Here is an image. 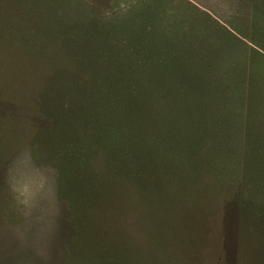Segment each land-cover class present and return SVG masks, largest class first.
<instances>
[{"label":"rangeland","instance_id":"374dc122","mask_svg":"<svg viewBox=\"0 0 264 264\" xmlns=\"http://www.w3.org/2000/svg\"><path fill=\"white\" fill-rule=\"evenodd\" d=\"M154 41L166 53L134 59ZM173 53L184 64L172 73ZM140 76L153 119L149 103L119 118L106 100L100 121L98 95ZM198 98L213 105L194 116ZM182 121L212 127L193 153L199 171L169 148H193L175 132ZM92 127L105 128L99 146ZM132 134L172 171H153L144 153L112 171L102 152L130 153ZM208 145L235 168L209 170ZM259 158L264 0H0V264H264Z\"/></svg>","mask_w":264,"mask_h":264},{"label":"trees","instance_id":"16d2710c","mask_svg":"<svg viewBox=\"0 0 264 264\" xmlns=\"http://www.w3.org/2000/svg\"><path fill=\"white\" fill-rule=\"evenodd\" d=\"M161 45H163L162 44V42L160 41V42H155L154 41V44H152V45H150V46H148V45H146V50L147 51H145L142 47L140 48V54H141V52L143 53V54H145V56L147 55V56H152V55H155V56H159V53H161V54H164V53H166L165 52V50H162V48H161ZM142 46V45H141ZM158 49H159V51H158ZM138 52H139V50H137V52H135L136 53V55H134V59H136L137 57H139L140 56V60H142L141 59V56H142V54L140 55V54H138ZM157 54V55H156ZM177 54H174L173 53V55H172V57H173V59H174V64L173 65H170L169 67H168V69H170V70H172L171 68H174L175 66L174 65H178V66H180L181 67V65H183L184 64V62H183V58H181L179 55L178 56H176ZM157 59V58H156ZM141 62V61H140ZM156 62H158V64H159V66H161V67H163V68H161V69H167V67H166V65H169L168 64V62H166L165 63V60L163 59V58H158V60H156ZM182 62H183V64H182ZM137 64V63H136ZM144 66H146L147 67V63L144 65ZM150 68V70H154L155 72V76L154 77H159V78H161V80H163V81H166V82H168V81H174V79H172V77H170L171 76V74H167V76H161V75H158L159 74V72H158V74H156L157 73V68H156V66L154 65V66H151V67H149ZM131 71H133V72H135L136 70H135V67H133L132 69H131ZM125 72V71H124ZM128 72H126L125 73V75L127 74ZM172 73H173V70H172ZM176 73V72H175ZM136 76V75H135ZM154 77H152L153 79H154ZM190 76L187 74V79L189 78ZM139 80L138 81H136V78H133V80H132V78H130V81H126V79L122 82L123 83V85H125V88L126 89H124L123 88V90L125 91V92H122L121 90H119L118 92H111L110 94H100V95H98V102L101 104V107H100V110H99V113H98V119L101 121L102 120V117L104 118L105 117V113H104V107H105V109L107 108V106H103L102 105V103H104L106 100H109V101H113V102H115V104L117 103L120 107H119V109H117L118 111V115L116 116V117H118V116H120L119 118H121L122 117V115H123V113H124V111H129L130 109H135L136 107H138V106H143L144 104H146V103H149L148 104V115H150V116H148L149 117V119H148V121L150 122L152 119H153V114H152V112H151V110H149L150 108H151V106H154V103H151V102H149L150 101V97H149V99H148V101L145 99V97L142 95V94H145V93H143L142 92V90H139V88L138 87H135L134 85L135 84H137V85H140V84H138V83H144V81H143V78H141V76H140V78H138ZM193 80H194V78H193ZM141 81V82H140ZM119 83H120V80H119ZM151 83H153V84H155V82H151ZM156 86V85H155ZM199 86V85H198ZM181 87V86H180ZM101 87H100V91H101ZM157 89V91H158V88H156ZM198 90H200L201 91V88H197ZM137 90L138 91H140V93H136L137 92ZM174 90V87L173 88H171L170 89V93L172 92ZM180 90H181V88H180ZM154 93V92H153ZM201 96V95H200ZM199 97V96H198ZM202 97V96H201ZM153 99H154V97H153ZM198 99H200V101H199V107L197 106V108H198V111H196V113L194 114V116H196V115H202L203 113H204V108L206 107V105H207V103L206 102H204V99H202V98H198ZM151 103V104H150ZM192 105V104H191ZM204 105H205V107H204ZM210 105H213V103H211V101H210V103L207 105V106H210ZM128 108H130V109H128ZM88 110V108H85V112ZM187 117H186V116ZM205 115V114H204ZM93 117V116H92ZM205 117V116H204ZM184 118L186 119V118H191V112H189L188 114H184ZM132 119V118H131ZM199 119H201L200 117H199ZM92 120V119H91ZM181 120H182V115H181ZM148 121H146V122H148ZM190 121V120H189ZM93 122V126H94V124H95V119L92 121ZM180 123H182L181 125H179V126H177L178 124H180ZM222 123V122H221ZM206 125V124H205ZM205 125L204 124H199V122H191V123H188V125H185L184 124V121H182V122H176V123H174L173 124V126L175 127L174 129H176L175 130V132H178V131H180V133H179V137H181L182 136V133H181V131H183L184 132V134H185V136H187V138L189 139V140H192V139H194V144L191 146V147H193V148H191L190 150H188V151H185V152H182L181 150H180V148H181V146H179V148H178V146H176V144H175V147L174 148H171V147H169L170 149H171V151H173L174 152V154L173 155H175L176 156V158L177 159H180V160H182V161H184V162H186L187 164L188 163H192V168H193V170L194 171H199V167L197 166V164H196V162L194 163L193 161H194V159L195 158H193L194 157V152L196 151V150H200V149H204V147L207 145L206 143H205V139L203 138V137H201V133H202V131H207V132H209V128L210 129H212V127L209 125L208 126V128H207V125H206V127H205ZM224 125V127H226L225 126V124H223ZM233 126V125H232ZM171 127V126H170ZM228 130H229V128L228 127H226ZM166 130H168L169 128L167 127V128H165ZM122 131H125L124 132V139H126V137H127V132L126 131H128L127 130V128H122ZM90 132L93 134V138L90 140V142H94L93 144H95V145H100L101 143H103V142H105V128H102V129H99V128H96V129H93V127H92V129L90 130ZM231 132H233V130H231ZM208 135L209 136H211V133H208ZM138 136L139 135H137V134H132L131 135V138L130 139H132L129 143H127L125 146H127L128 147V149H132V151H130V153H126V152H128V151H126V148H125V150L124 151H122V150H119V151H117V152H114V153H112V154H109V153H107V152H105V151H103L102 153H104V159L105 160H107V165L111 168V170L112 171H114V167L115 166H117V163H118V160H119V158H120V156L121 155H123L124 157L127 155L128 157H131L134 161L135 160H139L138 161V163H136V164H138V165H140V153L142 154V153H144V157L143 158H145V162L146 163H148V164H150L151 166H152V168H153V171H166L167 169H169V171H172V169H171V166L166 162V160H167V156L165 155V153L163 152V156L161 157V159L160 160H155L154 158H152V157H150V155L151 154H149V153H147V148H145L144 146L145 145H142L141 144V141H140V148H139V144H138V142H137V139H138ZM219 138H221L222 139V137H219ZM227 138H229V136H226L225 137V135H224V139H223V141L222 142H220V144H224L225 142H226V140L225 139H227ZM216 139L217 138H213V142H215L216 141ZM208 143V142H207ZM208 144H210V143H208ZM74 147H75V149H76V147L77 148H79L81 145H73ZM142 146V147H141ZM209 147V148H208ZM140 149V150H139ZM133 150L135 151V153L133 152ZM258 148H256V151L258 152ZM205 154H210L211 155V157L212 158H210V159H208V163H209V165H207V167L208 166H210V168L211 169H209V170H212V171H225V169L226 168H228L230 171H231V169L232 168H235V166H234V161L232 160V161H227L226 159H223L221 156H217V153H214V151H213V149H212V147H211V145H208L207 146V148L205 149V152H204ZM204 153H202V156H200L197 160L199 161V163H200V165L201 166H203V167H205L204 166ZM100 154V152H96V155H99ZM76 157H78L77 155H75ZM216 156L218 157V158H216ZM70 157H72L71 155H70ZM85 160H86V162H88V163H90V161H88L86 158H84ZM76 160H77V164H79V165H81L80 167H79V169H87V168H84L85 166H87L85 163H79L78 162V159L76 158ZM104 161V160H103ZM259 161H260V163H258L259 164V168H261V167H264V158H259ZM137 162V161H136ZM168 164V165H167ZM223 164H224V166H223ZM103 167H105L106 169H107V167H106V165L104 166L103 165ZM140 167V166H139ZM258 168V167H257ZM108 170V169H107ZM246 171H257L256 170V167H255V165L253 164V163H247V167H246ZM254 175H257V174H260L258 171L256 172V173H253ZM149 175V174H148ZM229 178H231V179H233L234 180V177L233 176H229ZM254 178H255V176H254ZM218 180H220V179H218ZM228 180L229 179H227V177H226V184H228L227 182H228ZM257 183L259 184L258 186H260L261 185V183H259V181L260 180H264V173L262 174V175H260L259 177H257ZM233 184V182L231 181V185ZM224 190V187H222L221 189H220V191L222 192ZM215 191L217 192V191H219L218 189H215ZM219 191V192H220ZM220 192V193H221ZM217 194V193H216ZM251 194V193H250ZM241 195V194H240ZM252 195V194H251ZM261 199L262 198H264V191L263 192H261ZM241 196H243V195H241ZM254 198V197H253ZM216 200H218L217 198H215ZM255 199V198H254ZM254 199H252V201L254 202V204H256L257 203V201H254ZM246 201H248V199H245ZM250 201V200H249ZM248 201V202H249ZM247 203V202H246ZM262 205L261 206H254V205H252V206H254L255 208L254 209H256V210H259L260 212L262 211V214H264V203H261ZM160 212H166V211H164V209H160V208H157ZM163 214H168V213H163ZM153 217V219H154V221H155V216H152ZM263 218H264V216H262ZM183 221V220H182ZM263 223H264V220H261ZM183 222H185V221H183ZM149 242V241H148ZM249 259V261L251 262V264H252V262H255L257 259L255 258V261H252V257H249L248 258Z\"/></svg>","mask_w":264,"mask_h":264}]
</instances>
